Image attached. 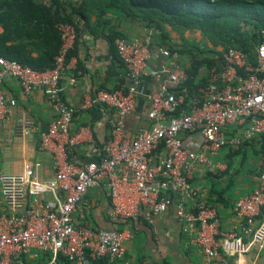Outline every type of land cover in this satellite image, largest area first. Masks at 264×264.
Masks as SVG:
<instances>
[{"label": "built area", "instance_id": "built-area-1", "mask_svg": "<svg viewBox=\"0 0 264 264\" xmlns=\"http://www.w3.org/2000/svg\"><path fill=\"white\" fill-rule=\"evenodd\" d=\"M58 29L62 45L51 69L35 70L0 57V127L8 107L15 105L4 96V78L17 81L24 94L42 90L56 115L39 137V149L52 157L53 176L39 179L38 164L18 176L0 175V264H15V255L44 253L51 254L53 262L63 257L72 264H86L87 259L130 264L124 258L127 230L93 231L74 223V214L90 207L86 195L95 188H104L112 214L120 220L149 219L174 209L190 243L208 264H215L220 250L233 257L253 246L262 247L264 155L255 190L235 204L239 234L219 231L215 206L202 203L190 208L188 202L195 196L191 179L196 169L205 175L222 150H238L243 141H264V42L255 47L254 62L240 50H226L221 64L207 74L203 100L193 98L189 109L183 95L160 85L147 95L148 125L132 134L126 120L144 94L143 77H166L176 88L187 75L177 63V54L153 42L152 30L131 41L117 37L114 47L124 67L126 89L100 90L85 101V107H107L113 115L108 139L90 147L96 160L78 166L68 160L77 137L70 132L73 109L63 100L60 83L75 31L69 24ZM155 59L163 62L159 69L150 67ZM227 127H237L239 136L229 135ZM181 133L196 136V143L185 145ZM248 237L251 241L245 244L243 238Z\"/></svg>", "mask_w": 264, "mask_h": 264}, {"label": "crops", "instance_id": "crops-1", "mask_svg": "<svg viewBox=\"0 0 264 264\" xmlns=\"http://www.w3.org/2000/svg\"><path fill=\"white\" fill-rule=\"evenodd\" d=\"M42 2L48 5L50 0ZM102 20L108 22L104 27L92 15L89 28L82 27L84 20H81L79 30L74 29L75 37L68 52L67 68L60 80L63 100L73 109L70 132L77 137V144L68 150V160L78 166L96 160L90 147L100 146L108 139L109 121L113 115V110L107 107H85V101L100 90L125 92L126 89L124 67L116 55L114 40L117 37L127 41L140 39L150 31L140 19L126 18L112 12L103 14ZM167 30L171 31L170 27ZM154 36L153 31L152 39ZM169 36L176 42L175 32H170ZM168 62L164 61L165 64ZM162 64L161 59H155L150 62V67L159 69ZM142 84L144 94L138 99L135 113L126 120L132 134L148 125L145 117L149 110L147 95L160 85H164L168 91L175 89L166 77L147 75L143 77ZM2 91L6 99L15 101V105L8 107L0 127V175L18 176L26 167L38 164L36 176L41 180L51 178L54 173L52 157L39 149L40 134L47 132L56 118L50 99L42 90L24 94L17 81L11 78L3 79ZM236 128L227 127L226 130L229 135L239 136L240 131ZM25 129L31 130L29 134L23 133ZM180 137L187 146L195 144L197 140L196 136L185 133H181ZM233 152L240 153L235 156ZM263 152L262 139L248 143L243 141L238 150L224 149L213 160L208 172L215 176L209 177L206 175L208 172L204 175L200 169H196L191 179L195 196L188 202L189 207L202 203L215 206L219 231L239 234L237 226L240 221L234 212L235 204L255 190L262 169ZM47 198L50 197L41 200ZM86 199L90 207L80 208L74 214L75 225L93 231L127 230L129 237L124 243V258L130 264H208L199 249L190 243L189 235L177 221L174 209L149 219L126 221L113 216L104 188L91 189ZM250 241L251 237L243 238L245 244ZM13 261L15 264H72L63 257L53 262L49 253L15 255ZM214 263L264 264V245L253 246L233 257L220 250ZM86 264L106 263L87 259Z\"/></svg>", "mask_w": 264, "mask_h": 264}, {"label": "trees", "instance_id": "trees-1", "mask_svg": "<svg viewBox=\"0 0 264 264\" xmlns=\"http://www.w3.org/2000/svg\"><path fill=\"white\" fill-rule=\"evenodd\" d=\"M108 12L140 19L155 32L156 45L178 55L187 78L170 91L185 97L186 109L190 99L203 100L199 89L205 88L208 72L221 64L226 50H240L254 62L255 47L264 42V0H50L48 5L42 0H0V56L35 70L51 69L62 45L58 26L69 24L78 31L84 20L82 27L89 28L95 15L104 27L108 22L100 18ZM194 31L201 34L200 42L184 37ZM170 32L181 43L173 42ZM99 262L108 264L106 259Z\"/></svg>", "mask_w": 264, "mask_h": 264}, {"label": "rangeland", "instance_id": "rangeland-1", "mask_svg": "<svg viewBox=\"0 0 264 264\" xmlns=\"http://www.w3.org/2000/svg\"><path fill=\"white\" fill-rule=\"evenodd\" d=\"M184 37L188 39L189 41H195V42H200L202 40V36L198 31L194 32H185ZM175 43H181V40L179 39V35L176 34V42ZM220 49V48H218Z\"/></svg>", "mask_w": 264, "mask_h": 264}]
</instances>
